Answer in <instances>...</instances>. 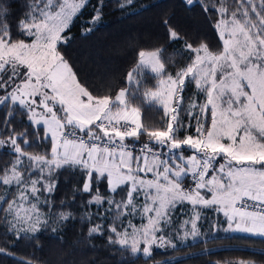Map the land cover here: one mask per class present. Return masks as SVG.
I'll list each match as a JSON object with an SVG mask.
<instances>
[{
    "label": "snow or ice",
    "instance_id": "6c2138e0",
    "mask_svg": "<svg viewBox=\"0 0 264 264\" xmlns=\"http://www.w3.org/2000/svg\"><path fill=\"white\" fill-rule=\"evenodd\" d=\"M14 2L0 0V150L11 157L0 163L3 235L35 244L51 225L56 233L75 220L54 195L69 172L79 177L71 203L87 196L82 207L97 208L80 216L91 224L87 238L107 234L126 254L174 247L181 229L196 237L205 210L222 213L225 230L264 236V0L202 2L216 14L215 43L162 18L164 42L135 50L124 86L107 94L83 82L60 50L88 0H24L19 18ZM103 6L85 23L96 24ZM145 109L162 114L160 126L144 122ZM178 207L190 218L180 221ZM0 255L11 253L0 247Z\"/></svg>",
    "mask_w": 264,
    "mask_h": 264
},
{
    "label": "trees",
    "instance_id": "16d2710c",
    "mask_svg": "<svg viewBox=\"0 0 264 264\" xmlns=\"http://www.w3.org/2000/svg\"><path fill=\"white\" fill-rule=\"evenodd\" d=\"M23 2L16 0L12 4L17 18L24 11ZM99 2L88 0L66 30L65 35L70 39L60 49L74 66L79 78L96 88L99 94L114 93L124 86L126 73L135 62V50L153 48L164 42V29L160 23L162 18H169L172 26L191 40L217 41L211 26L216 14L206 15L201 7L202 2L208 3L209 0H193L192 5H188L185 0H132L130 6L127 0H122L126 5L123 10L119 8L117 0H103L101 19L94 25L85 23L92 18ZM89 27L92 28L91 32H87ZM181 43L177 41L167 45L168 52L171 54L179 49ZM174 60L177 64L183 63L179 55L174 56ZM168 70L175 71L173 67ZM152 84L154 81H150L147 86ZM192 92L193 89H189L186 95L191 96ZM161 115L153 109H145L143 119L148 125L160 126ZM18 121L19 117L15 121L17 130H23ZM27 150L35 152L40 149L34 147ZM9 159L11 157L0 150V163ZM78 179V175L63 172L54 193L57 203L60 200L69 202L76 219L69 220L56 233L50 229L59 226L51 225L48 231L38 234L35 244L26 240L14 241L0 231V247L11 253L0 255V264H20L21 259L33 260L35 264H236L239 260L264 264V236L225 230V217L213 210L202 212L197 222L199 235L184 238L181 229L180 234L173 237L174 247H153L150 257H144L142 253L132 255L117 251L116 247L107 243V234L87 238L91 224L81 221L80 216L84 212H96L97 208L82 207L87 196L75 195V202L71 203L73 189L79 186ZM107 207L105 204L99 211L103 212ZM190 214L189 207H178L176 210L180 221L189 219ZM92 220L100 223L95 217ZM13 243L14 247L11 246Z\"/></svg>",
    "mask_w": 264,
    "mask_h": 264
},
{
    "label": "rangeland",
    "instance_id": "374dc122",
    "mask_svg": "<svg viewBox=\"0 0 264 264\" xmlns=\"http://www.w3.org/2000/svg\"><path fill=\"white\" fill-rule=\"evenodd\" d=\"M189 154V153H186V155ZM225 228H227V223L225 222V225H224ZM235 232H239V231H235ZM240 233H245V232H240ZM255 235H259V234H255ZM153 247H158V246H153Z\"/></svg>",
    "mask_w": 264,
    "mask_h": 264
}]
</instances>
